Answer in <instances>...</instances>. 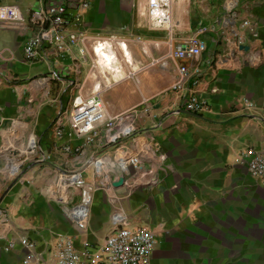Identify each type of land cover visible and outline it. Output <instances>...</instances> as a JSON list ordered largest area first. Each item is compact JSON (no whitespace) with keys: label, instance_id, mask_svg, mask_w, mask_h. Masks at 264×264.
<instances>
[{"label":"crops","instance_id":"1","mask_svg":"<svg viewBox=\"0 0 264 264\" xmlns=\"http://www.w3.org/2000/svg\"><path fill=\"white\" fill-rule=\"evenodd\" d=\"M73 1L78 0H0V8L11 5L21 14L17 21L0 20V264H23L27 250L19 243L6 247L24 236L39 252L60 235L75 236L80 245L75 224L50 189L66 173L86 168L85 159L61 150L79 141L58 136L54 122L60 117L67 125L75 94L102 92V82L115 85L111 96L119 101L107 105L111 115L134 111L137 129L117 145H96L95 153L130 147L143 163L133 186L97 188L85 237L103 242L111 213L122 209L133 225L158 236L148 264H264V188L242 157L249 149H264V0H240L235 27L223 32L221 15L197 28L191 4L198 0H177L172 35L152 28L157 23L148 16L147 0H80L89 7L69 9L76 17L71 30L80 40L64 50L43 40L36 57L27 59L28 41L49 25L34 23V11ZM175 25L191 35L204 29L206 52L153 64L167 55L170 40L183 38ZM98 44L116 53V69L98 66ZM183 65L191 74L202 71L199 83L190 76L173 90ZM192 94L206 103L202 114L185 109ZM32 136L48 160L26 156ZM49 166L61 173L54 180ZM84 175L93 181L92 167Z\"/></svg>","mask_w":264,"mask_h":264},{"label":"built area","instance_id":"2","mask_svg":"<svg viewBox=\"0 0 264 264\" xmlns=\"http://www.w3.org/2000/svg\"><path fill=\"white\" fill-rule=\"evenodd\" d=\"M174 0H147L148 13L156 24L152 28L164 30L171 35L174 24L171 22ZM89 2L73 1L70 3H52L46 10H36L32 14L34 23L46 24L42 34L28 41L25 47L27 59L36 57L42 48L43 40H48L58 50H64L67 45H74L80 37L74 33L72 25L75 22L69 9L89 7ZM241 7L240 0H225L222 5L221 17L218 20L221 32L232 29L238 19ZM21 14L17 8L8 5L0 8V20L17 21ZM152 21V20H151ZM243 25H248L244 22ZM204 29L194 35L183 37L178 41H169V51L163 58L154 59L158 64L164 59L193 60L200 57L207 50V41L202 38ZM84 54V52H82ZM182 79L173 90L180 89L190 76L195 77V86L199 83L202 71L195 69L190 73L187 66L179 67ZM184 107L187 111L202 114L207 107L194 94L185 98ZM134 111H126L118 115H110L104 98L93 93L86 95L79 91L72 99L71 110L67 125L60 117L55 120L58 136H70L79 142L75 146L67 144L61 147L66 154L82 156L85 162L82 170L71 171L65 174L55 190H51V198L65 206L68 218L75 224L81 238L77 245V237L60 235L43 252L37 250V244L29 237L10 240L6 250L13 249L17 243L24 247L28 254L23 264H148L152 253L156 250L158 236L148 227L133 225L129 215L122 209L111 213V232L101 243L90 242L85 236L91 217V208L94 194L98 187L106 189H119L133 186L137 180V173L142 171L143 156L135 150H116L114 153L102 151L95 153V146L99 149L117 145L124 138L131 136L137 129ZM67 126V127H66ZM68 130V131H67ZM91 147V148H90ZM90 148V149H89ZM87 151H91L86 157ZM41 155L44 160L49 156L41 151L38 139L32 136L29 139L26 156L34 158ZM243 158L249 160L248 171L260 186L264 188V149H249L243 153ZM92 167L93 181H87L84 170ZM21 168V165L19 166ZM124 179L123 186L114 188L113 183ZM2 212L0 210V216Z\"/></svg>","mask_w":264,"mask_h":264},{"label":"rangeland","instance_id":"3","mask_svg":"<svg viewBox=\"0 0 264 264\" xmlns=\"http://www.w3.org/2000/svg\"><path fill=\"white\" fill-rule=\"evenodd\" d=\"M176 1L177 0L174 1V10H176V6H177ZM191 5H192V8H193V17L195 18L197 23H199V26L197 28H199L202 25L204 20H207L209 18L212 19V18H215V17L217 18V16H219V15H221L223 13L222 6H221L222 5L221 1L215 3V2H212L210 0H198V1L195 2V4H191ZM187 20H188V17L185 18V21H187ZM208 23H209V21L207 20V24ZM175 31H176L177 37H181V38L186 36V35L189 36V35L193 34V31L181 32L179 29H177L176 25H175ZM165 33H166L165 31H162L163 35ZM120 60H122V58H120ZM92 62L95 63V58H93ZM121 65H122V63H121ZM101 76H103V75H101ZM101 86H102V92H98V94H100L104 98V100H105V102L107 103L108 106H111V108L117 107V103H118L119 100L116 99V98H112V96H111L112 88H114L115 85L110 87V88H107L106 87V83L102 82ZM92 92L93 93H97L95 88L92 89ZM110 115H111V113H110ZM50 172L53 173L52 175H50V179H52V180H54V178H52L54 175H56L57 173H58L57 175L61 174L59 170L56 171L52 167H50ZM49 187H52V186H49ZM55 189H56L55 187L51 188V190H55ZM124 212H126V211H124Z\"/></svg>","mask_w":264,"mask_h":264},{"label":"bare ground","instance_id":"4","mask_svg":"<svg viewBox=\"0 0 264 264\" xmlns=\"http://www.w3.org/2000/svg\"><path fill=\"white\" fill-rule=\"evenodd\" d=\"M148 16L150 18L149 13ZM151 20L153 21V19ZM124 47L126 48V45H124ZM96 55H97L96 61L98 66L101 68V70L116 69V67L113 68V64L118 61L116 53L111 49L107 50L105 44L97 45Z\"/></svg>","mask_w":264,"mask_h":264},{"label":"water","instance_id":"5","mask_svg":"<svg viewBox=\"0 0 264 264\" xmlns=\"http://www.w3.org/2000/svg\"><path fill=\"white\" fill-rule=\"evenodd\" d=\"M0 121H1V118H0ZM0 123H1V122H0ZM123 184H124V179L121 178L118 182H114V183H113V187H114V188H119V187L123 186Z\"/></svg>","mask_w":264,"mask_h":264}]
</instances>
